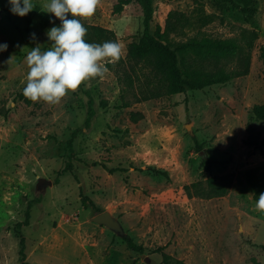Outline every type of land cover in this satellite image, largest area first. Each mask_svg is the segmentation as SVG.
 <instances>
[{"label": "rangeland", "instance_id": "1", "mask_svg": "<svg viewBox=\"0 0 264 264\" xmlns=\"http://www.w3.org/2000/svg\"><path fill=\"white\" fill-rule=\"evenodd\" d=\"M32 2L20 17L0 0V44L8 45L0 52V264H25L22 237L32 264H163L160 247L190 264H264V214L254 210L264 193V120L252 112L264 101V0H255L254 15L228 9L226 0H154L152 32L178 9L197 20L190 35L237 37L246 49L257 37L248 74L149 99L142 97L151 69L128 56L144 31L143 8L132 2L116 13L118 0H101L82 23L113 29L123 56L107 65L103 80L58 105L20 96L27 53L48 50V30L62 23L43 11L49 0ZM237 67L238 60L229 65ZM213 176L228 180L225 195L187 192V184L206 187ZM81 188L144 245L143 253L94 221L100 212L84 203Z\"/></svg>", "mask_w": 264, "mask_h": 264}, {"label": "trees", "instance_id": "2", "mask_svg": "<svg viewBox=\"0 0 264 264\" xmlns=\"http://www.w3.org/2000/svg\"><path fill=\"white\" fill-rule=\"evenodd\" d=\"M226 1L232 3L228 9L240 7L250 15H254L257 11V7L254 5L255 0ZM132 2L138 3L143 8L144 31L139 40L130 43L128 56L135 63H142L146 67H150L152 72V77L147 82L142 99L183 93L188 89H204L215 84L227 83L237 76L249 73L251 65L250 48L253 47L254 39L257 37L256 32L248 40L249 49H246L237 37L222 38L201 31L195 35H190L188 29L193 27L197 20L185 11L178 9L169 12L165 26L158 24L156 31L152 32L151 21L155 12L154 0H118L114 6V12L121 13L125 6ZM206 18L209 20L211 16L201 15L199 17L200 20L204 21ZM32 23L33 17L30 16L28 27ZM84 26L87 28L85 40L88 43L102 44L105 41H118L117 34L113 29L95 24H84ZM261 56L264 59V47L261 48ZM235 60H238L239 67L229 68L230 63ZM20 96L24 98L23 92ZM252 110L253 115L258 120H264V101L255 104ZM7 113L6 111L4 114L7 115ZM133 118L136 119V117ZM73 142L74 137L68 143L72 152L74 151ZM262 142L264 143V139ZM204 162L211 166L216 161L205 158ZM153 170L169 177L165 170L156 168ZM64 172L66 169L62 171V173ZM227 182L225 177L213 176L208 179L206 187L202 186V181H195L187 184L185 188L190 195L193 194L192 190L194 189L203 196H222L229 191ZM81 189L84 203L100 212L101 208L84 192L83 188ZM29 219L30 210L27 212L24 223L29 224ZM124 240L130 249L140 253L145 251L144 245L139 244L134 237L125 235ZM20 242V252L24 263L32 264L26 259L25 238L22 237ZM158 250L162 253L163 264H190L184 259L165 252L162 247Z\"/></svg>", "mask_w": 264, "mask_h": 264}, {"label": "clouds", "instance_id": "3", "mask_svg": "<svg viewBox=\"0 0 264 264\" xmlns=\"http://www.w3.org/2000/svg\"><path fill=\"white\" fill-rule=\"evenodd\" d=\"M9 3L12 13L20 17L35 8L32 0H9ZM100 4L101 0H49L42 6L44 12L54 14L62 23L48 30L52 42L48 50L41 51L37 46L27 53L28 71L23 81L26 99L58 105L82 85L91 86V81L97 78L103 80L109 72L107 65L120 61L123 48L118 41L98 44L85 40L87 28L82 21L90 20ZM32 37L35 39V33ZM7 48V44H0V52ZM254 210L264 214V193L259 195Z\"/></svg>", "mask_w": 264, "mask_h": 264}, {"label": "water", "instance_id": "4", "mask_svg": "<svg viewBox=\"0 0 264 264\" xmlns=\"http://www.w3.org/2000/svg\"><path fill=\"white\" fill-rule=\"evenodd\" d=\"M94 221L106 225L117 233L126 235L121 221H119L110 211H103L94 216Z\"/></svg>", "mask_w": 264, "mask_h": 264}]
</instances>
